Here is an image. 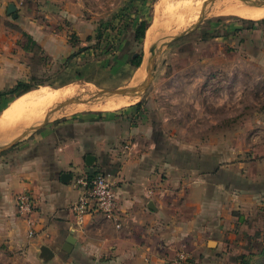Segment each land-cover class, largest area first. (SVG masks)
Returning <instances> with one entry per match:
<instances>
[{
    "label": "crops",
    "instance_id": "obj_1",
    "mask_svg": "<svg viewBox=\"0 0 264 264\" xmlns=\"http://www.w3.org/2000/svg\"><path fill=\"white\" fill-rule=\"evenodd\" d=\"M84 2L0 0V93L31 79L34 53L23 35L44 52L50 66H61L60 72L72 62L81 70L90 61L82 59L79 43L69 41V30L88 35L95 28L96 19L84 15ZM9 4L16 8L15 17L7 14ZM104 63L94 64L104 70ZM72 77L46 87L67 88L75 80L96 83L78 72ZM33 90L15 93L4 110L37 94ZM135 118L123 112L49 121L2 157L0 240L12 249L31 250L36 264H173L178 253L189 264H263L264 119L211 134L210 149L199 152L195 165L187 168L154 146L151 127ZM89 156L92 167L86 165ZM202 157L208 159L204 169ZM94 171L113 184L117 211L114 220L90 214L78 223L72 206L82 188L76 180ZM63 174L69 181L62 180ZM24 190L35 203L30 223L16 212V196ZM69 237L73 243L67 247ZM42 247L52 252L50 260L39 257Z\"/></svg>",
    "mask_w": 264,
    "mask_h": 264
},
{
    "label": "rangeland",
    "instance_id": "obj_2",
    "mask_svg": "<svg viewBox=\"0 0 264 264\" xmlns=\"http://www.w3.org/2000/svg\"><path fill=\"white\" fill-rule=\"evenodd\" d=\"M253 2L256 0H216L212 3L210 0H121L118 4V0H85L84 10L87 11L84 15L96 19L95 28L89 30L88 35L69 30V41L79 43L76 49L84 50L82 59H89L93 64L105 61L104 70L96 74L99 78L96 85L75 80L67 88L46 87L67 82L55 78L62 68L50 66L44 52L23 35L26 48L34 53L29 64L31 79L28 84L44 97L55 90L60 96L41 102L43 105L40 104V111L33 118L20 125L16 124L18 121L13 122L14 125L11 123L6 136H0V147L39 126L47 116L53 121L133 112L136 121H144L151 127L148 133L154 146L164 154L170 153L171 159L177 157L187 168L193 167L199 152L210 149L211 134L224 133L231 127L239 129L242 121L264 119V15L251 19L223 15L219 11L230 4L248 6ZM114 3L116 9H112ZM214 10L219 12L213 14ZM143 21L146 31L157 24L150 45L146 44V31L142 39L135 38V25ZM76 33L80 34L81 41ZM153 53L156 54L155 70L145 91L132 98L125 96L131 98V103L117 110L94 107L108 100L116 104L117 101L113 102L116 97L125 98L98 95L102 91L142 85L148 77V60ZM135 54L141 56L137 69L129 66L125 71H116ZM141 68L146 71V78L133 83L136 71ZM3 96L6 97L0 99V117L17 95L10 99L8 94ZM69 99L77 102L52 114L58 104ZM33 132L1 152L0 159L12 154ZM205 160L208 161L202 157L203 169ZM30 252L26 248L12 249L0 240V264H36Z\"/></svg>",
    "mask_w": 264,
    "mask_h": 264
},
{
    "label": "built area",
    "instance_id": "obj_3",
    "mask_svg": "<svg viewBox=\"0 0 264 264\" xmlns=\"http://www.w3.org/2000/svg\"><path fill=\"white\" fill-rule=\"evenodd\" d=\"M20 3L36 2L38 0H17ZM77 185L82 190L72 206V212L78 223L90 214L102 216L107 220H114L117 211L116 195L113 184L107 177L94 171L90 176L83 175L77 178ZM16 212L30 223V217L35 211V203L31 192L24 190L15 199ZM173 264H189V258L184 253L176 254Z\"/></svg>",
    "mask_w": 264,
    "mask_h": 264
},
{
    "label": "bare ground",
    "instance_id": "obj_4",
    "mask_svg": "<svg viewBox=\"0 0 264 264\" xmlns=\"http://www.w3.org/2000/svg\"><path fill=\"white\" fill-rule=\"evenodd\" d=\"M228 4H230V3H228ZM219 11L223 15H234V16L241 17V18H251V19H254V18H257L258 16L264 15V7L254 8V7H248L247 5L244 6L243 4L242 5L230 4V6H224L222 9H219ZM219 11L214 10L213 14H215L216 12H219ZM155 23H157V20ZM155 23L149 27V29L147 30V33H146V44H148V45H150L151 41L155 37V31L157 29V24H155ZM145 78H146V71H144L141 68V69L137 70V72L134 76V79H133V83H140ZM43 95L33 94V95L24 96L20 100L18 99V101L14 102V104H12L10 107H8L7 110L5 112H3L1 117H0V136H6L5 133L8 131V128L12 127V125L10 126L11 123L14 125L13 122L18 121V123H16L18 125L21 122H24L28 119L33 118L38 113V111H40L39 109L41 108V106H40L41 102L45 101L44 103H46L48 101L49 97L51 98V100H56L60 96V94L57 91L52 92L50 95L48 94L49 95L48 97L46 96V94H45V97ZM129 97H131V96H129ZM129 97H125V98H119L118 97V98L119 99H127ZM131 98L127 99V100H119V101H117L116 104H114L112 102H111L112 103L111 104V103H109L110 101L108 100V101L104 102V104H99V105L97 104L94 107H97L99 110L113 111V110H117V109L121 108L122 105L126 106V105L130 104ZM114 99H117V97ZM41 105H43V103ZM16 124H15V126H16Z\"/></svg>",
    "mask_w": 264,
    "mask_h": 264
},
{
    "label": "water",
    "instance_id": "obj_5",
    "mask_svg": "<svg viewBox=\"0 0 264 264\" xmlns=\"http://www.w3.org/2000/svg\"><path fill=\"white\" fill-rule=\"evenodd\" d=\"M214 1H216V0H210V3L214 2ZM248 6L249 7H258V8L264 7V0H256V2L250 3ZM7 14L8 15H12L13 17H15L16 8H15V6L13 4H9V6L7 7ZM178 37H175V38H178ZM155 57H156V54L153 53V54H151V57L148 60V64L150 66L148 68V73H147L148 77H147V79L145 80V82L142 85H140L138 87H134V88H129V89L113 90V91H102L98 95L110 94V95L119 96V97H125V96L133 97V96L138 95L139 93L145 91L148 88V86L150 85V83H151V81L153 79V72L155 70V66H154ZM74 102H77V101L75 99H69V100H66L65 102H62V103L58 104L56 106V108H54V110L52 111V114L55 113L57 110H59L61 107L65 106L67 104H70V103H74ZM48 117L49 116H47L39 126H35V127H32L30 129H28L18 139L13 140L9 144L1 146L0 147V153L5 151V150H7V149H9V148H11L12 146H14L17 142H19L22 138H24L29 132L36 131L37 129H39L40 127H42L46 123H48L49 122V118ZM92 161H93V157H91V156L87 157L86 158V165L89 166V167H92ZM69 179H70V176L68 174H63L62 175V180L64 182L69 181ZM72 243H73V240H72L71 237H69L66 240V246L70 247V245ZM39 251H40V256L39 257L41 259H43L44 261H48V260H50L53 257L52 252L46 247L40 248ZM65 251L69 252V250H65Z\"/></svg>",
    "mask_w": 264,
    "mask_h": 264
},
{
    "label": "trees",
    "instance_id": "obj_6",
    "mask_svg": "<svg viewBox=\"0 0 264 264\" xmlns=\"http://www.w3.org/2000/svg\"><path fill=\"white\" fill-rule=\"evenodd\" d=\"M145 31H146V22L143 21L137 26V28L135 30V38H137L139 40L142 39L144 37ZM75 55L76 54H73L71 56V58H74ZM140 64H141V56L135 54V55H133L132 59L130 60L127 68L122 69V71H125L126 69H128L129 66L131 67V69H137L140 66ZM100 71L101 70L97 69L95 67V64H93L90 61L85 63L84 67L81 70H78L75 63L72 62L71 64L69 63V65L65 68V71L60 72L55 77L57 79L60 78L62 80H67V82H64L61 84H57V83L56 84H49V86L58 87V86H61L65 83H68L69 81H72L73 80L72 75L76 74V72H78L80 75H83L87 82H92L93 79L96 80V83H95V85H96L99 82L98 75H96V74ZM90 72H92L93 74H90ZM30 90H32V87L29 84L19 82L8 92L0 93V96L7 95V94L13 95V94L18 93V92H20L19 95H22L24 93L29 92ZM90 175H91V173H88V176H90Z\"/></svg>",
    "mask_w": 264,
    "mask_h": 264
}]
</instances>
